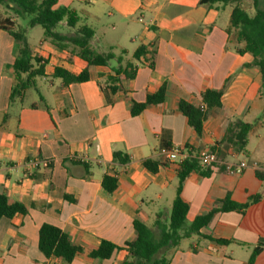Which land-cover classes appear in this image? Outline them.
<instances>
[{"label": "crops", "instance_id": "1", "mask_svg": "<svg viewBox=\"0 0 264 264\" xmlns=\"http://www.w3.org/2000/svg\"><path fill=\"white\" fill-rule=\"evenodd\" d=\"M75 3L88 7L87 17L101 20L106 14L110 30L124 28L116 41L103 35L104 47L99 49L125 50L124 61L134 62L135 74L114 93L106 87V66H89L86 81L64 84L53 76L55 66L77 74L82 62L41 38L30 49L46 60L43 76L56 80L50 81L51 92L45 95L35 76L21 96L10 100L16 43L0 28V192L28 208L26 214L0 218V264H63L39 251L42 223L59 227L83 247L69 264H120L124 249L106 259L91 257L89 251L101 239L118 246L132 240L134 219L152 227L156 214L168 216L178 164L212 148L218 161L210 173L193 170L181 185V198L188 205L186 227L225 196L237 203L260 198L243 212H216L200 233L180 241L169 264H264V248L248 261L264 239V86L260 68L250 54L237 51L242 44L227 32L231 6L199 0H57L55 7L68 6L76 13ZM2 13L0 20L16 22ZM97 40L101 38L94 31L91 41ZM140 45L153 51L152 66L146 61L149 54L133 60ZM162 84L163 101L132 115V101H144ZM207 88L221 91V106L210 110L198 134L179 111L178 101L200 106ZM233 120L251 124L247 156L221 142ZM162 141L179 149L174 161L165 162ZM115 151L128 161L115 160ZM148 158L164 164L152 173L143 165ZM32 159H46L49 165L29 167ZM240 161L248 165L239 173H227V164ZM105 174L117 180L110 193L101 184ZM207 235L229 241L217 243Z\"/></svg>", "mask_w": 264, "mask_h": 264}, {"label": "trees", "instance_id": "2", "mask_svg": "<svg viewBox=\"0 0 264 264\" xmlns=\"http://www.w3.org/2000/svg\"><path fill=\"white\" fill-rule=\"evenodd\" d=\"M246 0H199L206 5H230L229 24L227 32L233 36L242 46L237 51L248 53L252 62L260 68L262 85L264 86V0H252L253 13L247 12L242 3ZM57 0H0V5L11 10L16 16H26L27 26L40 25L43 29L42 38L50 42L61 52H67L77 57L82 62V68L77 74L69 72L60 66H55L53 76L59 77L64 84L71 82H84L88 79L89 66H106L110 72L106 76V87L110 93L122 88L125 80L133 78L135 74L134 62L124 61L126 52H115L113 47L106 51H97L91 45L94 37L93 28L81 22V18L68 6L55 7ZM0 28L7 31L16 43V55L12 64L14 73V85L10 94V100L19 97L22 92L33 84L35 76H43V67L46 60L39 56H33L31 49L24 37V30L13 28V22L9 17L0 20ZM147 57L148 64L153 65L154 53L145 45H140L132 54L134 61H142ZM36 64V66H35ZM25 74V77L21 75ZM123 91V90H122ZM123 93L127 94L125 91ZM221 91L207 88L201 92L202 104L196 106L185 100L178 101L179 111L186 117L187 123L198 133H201L202 124L206 116L214 107L221 106ZM165 96V85L162 84L152 93H147L144 101H132L131 114L137 115L147 105L161 103ZM251 124L240 120L230 121L222 138L223 143L231 144L236 152L244 156L248 155L247 142ZM165 138V135H164ZM163 149H169L167 142L162 141ZM213 150V148L211 149ZM113 158L121 163L128 161L127 156L121 152H113ZM166 162V161H165ZM164 162L152 159L143 160L144 167L155 173ZM200 165L195 157H188L178 164V184L167 219L158 213L155 215L152 227L138 219H134L132 226L134 237L132 240L118 246L109 240L101 239L98 246L89 251L94 258L106 259L119 249L126 251V256L120 264H169L170 254L176 249L180 241L192 233H200L211 217L218 211L236 210L243 212L250 203L257 201L260 195L252 196L248 202L237 203L228 196L217 201V206L208 212L200 214L186 227L185 218L188 210L187 203L181 198L180 191L183 180L193 170H199L202 175L210 173L209 168L200 170ZM256 175H262L256 171ZM102 187L108 193L116 189L117 180L111 175L105 174L101 181ZM28 208L19 201L10 202L5 193L0 192V218H11L15 214H26ZM217 243H226L229 240L205 236ZM264 248V239L253 247L248 259L251 263L261 249ZM38 249L45 257H55L63 264H69L83 247L74 243L69 236L59 227L42 223L38 230Z\"/></svg>", "mask_w": 264, "mask_h": 264}, {"label": "rangeland", "instance_id": "3", "mask_svg": "<svg viewBox=\"0 0 264 264\" xmlns=\"http://www.w3.org/2000/svg\"><path fill=\"white\" fill-rule=\"evenodd\" d=\"M242 7L250 14L253 13L252 0L244 1L242 3ZM74 8L76 9L77 15L80 16L81 22L90 25L94 29L96 35L101 38V41L99 40L95 42L91 41V45L95 50L100 51L99 46L104 47L103 35H105L106 39H110L111 41H116L118 37L122 36V33L124 32V28L120 26L116 30H110L111 22L109 21V18L107 17L106 14H104L101 20H96V19L86 16L85 11L88 9L87 6L83 4L75 3ZM6 12L16 18V22L13 24V28L18 31L24 30V37L29 47L36 46L38 44V41L43 36L42 27L40 25H34L32 27H28L27 26L28 18L26 16H16L11 10L0 5V13L5 14ZM127 57L130 59V55H128ZM51 80L56 81L54 79H49V78L46 79L44 76H36L35 84L38 88L42 90V92L45 95L48 96L47 90L51 92V90L49 89L51 88L50 86ZM54 83H57V82H54ZM33 92H34L33 88L30 89V91H28V94L26 95V98L28 101H29L30 95H32ZM164 218L167 219V216L164 215Z\"/></svg>", "mask_w": 264, "mask_h": 264}, {"label": "built area", "instance_id": "4", "mask_svg": "<svg viewBox=\"0 0 264 264\" xmlns=\"http://www.w3.org/2000/svg\"><path fill=\"white\" fill-rule=\"evenodd\" d=\"M179 155V149L177 147H170L165 150V161H174ZM196 158L199 162V165L203 168H211L216 164L218 158L216 153L209 149L200 150ZM49 161L46 159H32L28 161V166L32 168L38 167H48ZM248 164L245 161H240L237 164H227L226 171L227 173H239L242 169H244ZM252 167H256V163L252 164Z\"/></svg>", "mask_w": 264, "mask_h": 264}]
</instances>
